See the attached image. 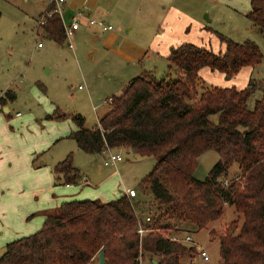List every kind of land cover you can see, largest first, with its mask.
I'll return each mask as SVG.
<instances>
[{
    "label": "trees",
    "instance_id": "16d2710c",
    "mask_svg": "<svg viewBox=\"0 0 264 264\" xmlns=\"http://www.w3.org/2000/svg\"><path fill=\"white\" fill-rule=\"evenodd\" d=\"M54 8L52 3L46 10ZM247 16L264 30V0H251ZM43 30L58 42L67 38L59 11L53 10ZM218 37L217 49L191 41L174 47L162 77L151 72L133 76L123 92L112 95L108 112L95 126H86L81 112H54L74 120L77 128L70 136L87 152L131 147L156 156L140 181L142 188L153 191L156 211L140 214L135 198L127 193L107 201H63L40 229L9 241L0 264H97L101 250L106 264H141L142 246H150V241L141 237L140 223L150 228L146 234L154 235L157 264H183V256L196 253V244L168 234L184 229L187 220L199 228L207 226L224 216L227 204L243 219L239 215L222 231L211 230L220 238L225 264H264V83L252 106L253 76L246 86L212 84L199 89L205 81L203 68L234 77L245 67L254 68L264 52L250 37L240 41L221 31ZM171 70H177L178 77L173 78ZM15 97L8 89L0 99ZM210 148L221 158L200 178L195 174L199 157ZM235 162L240 169L230 176ZM55 172L66 183H79L83 176L72 153L56 163Z\"/></svg>",
    "mask_w": 264,
    "mask_h": 264
},
{
    "label": "rangeland",
    "instance_id": "374dc122",
    "mask_svg": "<svg viewBox=\"0 0 264 264\" xmlns=\"http://www.w3.org/2000/svg\"><path fill=\"white\" fill-rule=\"evenodd\" d=\"M183 1L188 2V10L199 20L210 23L236 40L243 41L250 37L259 43L264 52V30L246 14L237 12L230 6L219 4L225 0ZM249 3L250 0L240 1L242 7ZM156 11L157 13L152 16L158 18L161 10L157 8ZM185 14V9L181 6L179 12L175 13L176 21L181 23ZM40 15L33 19L16 10L8 1L0 0V95L2 93L6 95L8 89H12L16 93L15 98L7 99L11 111L2 105L0 100V117L9 121L6 123L7 126L3 122L0 124V155L9 154L0 161L1 183L5 178H14L19 171L21 176H24L22 178L25 181L24 186L22 187L23 184L17 181L14 183L22 187V198L25 200L28 197H33L37 203L43 191L35 189V192L32 193L33 188H28L34 179V167L39 166L40 169L44 168L49 172L55 171L56 163L72 153L73 162L79 167L83 178L86 176L89 179L88 183H84L81 179L77 183L78 188L76 189L83 192L95 191L96 193H92L95 196L90 198L103 199L107 197L111 200L124 193V183L126 187L133 186L138 189L139 194L133 197L140 214L155 212L158 205L154 193L151 189L142 188L140 181L153 168L158 159L156 156L139 154L131 147L112 148L113 151L120 152L124 157V160L119 164V170H116V166H113L112 163L105 164L108 151L107 153L105 151L87 152L80 148L77 141L71 137L60 139L54 146L53 144L48 145L50 143H47L46 140L59 128V124L56 122L57 117L54 114L59 109L67 113L81 112L86 116V126L88 127L99 123L98 116L104 115L110 107L109 104L102 103V99L117 94L116 87L120 86V83L115 81V79H119L118 76L114 75L113 79H109V76L116 67L123 64L118 59L114 60L113 56L101 57L99 55L97 58H92L90 51L95 43L90 32H85V35L79 37L78 40L75 39L77 54L68 48L67 38L62 42L64 45L60 46L49 36H46L43 28L38 25ZM140 22H142V18H140ZM148 25L146 29L140 31L145 37H148L151 31ZM189 26L192 31L194 25L190 24ZM38 30L41 31V34L38 33ZM165 30L166 26L162 28V32ZM192 38L198 40V33L194 32ZM40 41L43 42V47L39 46ZM217 41H220L219 37ZM208 46L217 48L213 43ZM149 61L152 62L151 67H149V71L143 73L152 72V75L162 77L169 69V62L164 54ZM129 69V66L126 65L122 75L126 74ZM252 69L251 76L256 82V87L252 90L249 100L251 106L263 93L264 58ZM171 71L173 78L178 77L177 70ZM202 75L205 81L199 87L200 91L206 86L227 81L219 71H212L209 67L203 68ZM243 80L244 78L240 77L239 81ZM94 105H100L99 111L94 109ZM23 117L26 119L25 122L20 121ZM37 145L43 146V153H34L35 156L32 157L28 166L18 162H23L29 149ZM43 158L48 161L42 163ZM220 158L221 154L218 150L214 148L206 150L199 157V164L195 171L196 176L205 178ZM9 162L13 164L9 167L10 169L6 168ZM15 163L18 168H14ZM239 169V163L235 162L230 167L229 175H234ZM13 170L15 172L11 176L10 173ZM106 192H109V195H103ZM76 198L86 197L78 195ZM239 215L232 204H227L224 216L213 220L203 228H199L195 223L187 220L184 229L178 231L182 236L191 234L195 241L187 240L184 237V242L189 245L197 243L196 241L200 242L208 249L211 259L194 257L196 254L194 253L183 256L182 263L225 264L220 252V238L212 236L211 230L215 228L218 232L222 231L225 223ZM240 217L243 219L242 215ZM153 236V234H144L146 240L149 239L150 246L149 244L142 246L144 256L141 258V264H157L156 258L160 255L153 249Z\"/></svg>",
    "mask_w": 264,
    "mask_h": 264
},
{
    "label": "crops",
    "instance_id": "0c3cea01",
    "mask_svg": "<svg viewBox=\"0 0 264 264\" xmlns=\"http://www.w3.org/2000/svg\"><path fill=\"white\" fill-rule=\"evenodd\" d=\"M6 1L11 3L16 10L22 12L26 16L32 17L33 19L43 13L52 3H55L54 0ZM240 1L241 0H225L219 4L228 7L230 6L235 11L244 13L247 16V12L251 7V0L249 5L244 4L245 7L240 5ZM181 6L184 7L187 15L185 14L184 19L179 23L176 21L175 13L179 12ZM157 8L161 10L158 18L152 16L154 13H157ZM188 9V2L183 0H66L62 14L63 21L70 22L73 19V16L78 13L81 21L80 27L77 28L70 38L74 43V47L69 46L68 38L67 46L77 54L75 39L78 40L79 37L85 35V32H90L95 43L93 49L90 51L92 58H97L99 55L101 57L113 56L114 60L118 59V61H122L123 65L116 67V69L112 71L111 76H109V79H113L114 75L119 77V79H115V81L120 83V86L116 87V89H118L117 94H120V91L125 89L133 76L149 71L152 62H148V60L156 59L160 54H164L167 57V62H169L168 56L172 49L184 41H191L207 46L210 43H213V45L219 48L220 42L217 41V38L218 31L221 30L213 27L210 23H207L204 20H199V18L195 17ZM91 16L104 18L107 22L112 23L114 28L104 29L97 24L91 23ZM140 18H142V22H140ZM190 24L194 25L192 31L189 26ZM147 25L150 27L151 31L148 37H145L140 31L146 29ZM161 26H166V30L162 32L163 27L161 28ZM194 32L198 33V40L192 38ZM215 38L216 41H214ZM53 40L60 46L64 45L62 42H58L55 39ZM43 46L44 44L40 47ZM126 65H128L130 69L126 74L122 75V71H124ZM252 70L251 67H245L234 77H226L225 73L219 71L221 76L227 81L221 83L217 82V84L236 83L239 86H246L249 82ZM240 77H243L244 80L239 81ZM237 81L240 83H237ZM3 95L4 93H2L0 97ZM1 102L8 111H11V106L8 101L3 102L1 100ZM100 105H97V107L94 105V109L99 111L98 108ZM108 110L109 109H107L105 113L108 112ZM101 116H98V121ZM69 118L70 117H63L58 119L57 117L56 122H58L59 128H57L48 140H46L47 143H50L48 145L53 144L54 146V144L60 139L71 137L70 133L77 128V124L72 118ZM25 120V117L20 119L21 122H25ZM2 122L7 126L6 123L9 121L0 117V124ZM42 149L43 146H33L27 152V156L23 162H18L28 166L32 157L35 156L34 153L41 154L43 153ZM104 151L107 153L108 149ZM5 155L7 156L9 154L6 153L0 155V161ZM123 160L124 158L119 160L117 164H112L113 166H116V170H119V164ZM47 161L48 159L43 158L42 163H46ZM16 165L17 163L14 164V168H18ZM10 166H13V164L9 162V164L6 165V168L10 169ZM14 172L15 171L13 170L10 173L11 176ZM43 174L46 176H42ZM21 175L22 174L18 171L14 178H5L3 183L0 181V255L5 251L6 244L9 241L40 229L46 216L51 212L57 211L63 201L76 199L78 195L90 198L95 196L92 193H96L93 190H88L86 192L78 190L76 189L78 188L77 183L68 184L61 179H58L55 171L52 170L49 172L45 171L44 168L40 169L39 166H35L33 169L34 179H32L28 188H33L32 193L35 192V189L43 191L39 202L36 203L33 197H28L25 200L22 198L21 188L24 186L25 181L22 179L24 176ZM84 177L85 178L82 176V181L88 183L89 179L86 176ZM16 181L23 184L21 185L22 187H19V184L14 183ZM72 187H75V190L71 189ZM123 188L125 189L124 193H126L127 187L124 183ZM103 195H109V192H106V194ZM107 199L109 200L107 197L102 200L106 201ZM178 233L181 234L179 231ZM196 242V246H203L200 242Z\"/></svg>",
    "mask_w": 264,
    "mask_h": 264
},
{
    "label": "built area",
    "instance_id": "2783aa9c",
    "mask_svg": "<svg viewBox=\"0 0 264 264\" xmlns=\"http://www.w3.org/2000/svg\"><path fill=\"white\" fill-rule=\"evenodd\" d=\"M55 1V8L53 10L59 11L61 15L63 14L64 8H65V1L66 0H54ZM53 10H46L44 13H41V15L38 18V25L43 28L44 24L47 22V19L49 16L52 15ZM90 21L93 24H97L101 26L104 29H112L114 28V25L110 22H107L104 18L97 17V16H91ZM65 30L67 34V38L69 39V46L74 47V43L70 40L71 36L75 33L77 28L80 27L81 21H80V15L79 13L73 16V19L70 22H65ZM41 34L40 32H38ZM39 45H43V42L40 41ZM112 96H110L107 99H102V103H107L110 104L112 102ZM97 107V105L95 106ZM20 113V112H18ZM123 155L120 152H115L111 148L108 149V156L105 160L106 164H117V162L121 159H123ZM227 181V180H226ZM69 184V183H68ZM126 193L129 196H135L138 194V190L135 187H127ZM147 220H151V215H147ZM150 228L145 227L142 223H140V226L138 228L139 233L141 234V237L143 238L144 234H146ZM167 234V233H166ZM169 236H171L173 239L176 240H182L184 241V237L187 240H194V237L191 234H187L186 236H182L178 232L174 233H169ZM196 254L194 257H201L204 258L205 260H209L211 258V255L208 251V249L205 246H196ZM142 258V256H141Z\"/></svg>",
    "mask_w": 264,
    "mask_h": 264
},
{
    "label": "water",
    "instance_id": "95a60500",
    "mask_svg": "<svg viewBox=\"0 0 264 264\" xmlns=\"http://www.w3.org/2000/svg\"><path fill=\"white\" fill-rule=\"evenodd\" d=\"M98 263L97 264H106L105 251L101 250L98 254ZM157 261V260H156Z\"/></svg>",
    "mask_w": 264,
    "mask_h": 264
}]
</instances>
